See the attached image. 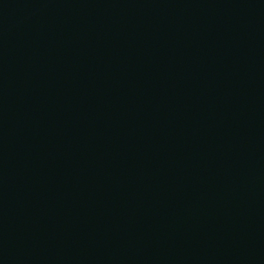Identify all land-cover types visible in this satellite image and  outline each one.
<instances>
[{
	"label": "water",
	"instance_id": "1",
	"mask_svg": "<svg viewBox=\"0 0 264 264\" xmlns=\"http://www.w3.org/2000/svg\"><path fill=\"white\" fill-rule=\"evenodd\" d=\"M0 264H264V0H0Z\"/></svg>",
	"mask_w": 264,
	"mask_h": 264
}]
</instances>
